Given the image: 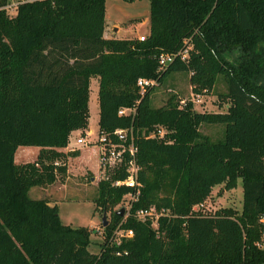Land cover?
Returning <instances> with one entry per match:
<instances>
[{
  "label": "trees",
  "instance_id": "trees-1",
  "mask_svg": "<svg viewBox=\"0 0 264 264\" xmlns=\"http://www.w3.org/2000/svg\"><path fill=\"white\" fill-rule=\"evenodd\" d=\"M104 1L23 0L10 11L0 0V264H264V0H148L142 40L103 37ZM183 50L185 60L156 72L159 53ZM172 72L188 74L201 96L220 79L225 110L197 111L174 94L154 106V86ZM138 77L156 83L140 94ZM91 80L97 130L131 127L140 183L123 218L115 206L133 191L113 185L126 177L123 164L97 181L93 209L109 220L96 252L88 227L60 223L55 203L28 195L63 181L77 152L57 149L87 127ZM121 107L134 110L117 115ZM209 124L222 125L220 139L199 131ZM156 128L162 134L147 137ZM18 146L38 147L35 159L15 164ZM237 179L238 212L192 210ZM149 206L168 211L155 227L134 216ZM116 229L132 235L115 242Z\"/></svg>",
  "mask_w": 264,
  "mask_h": 264
},
{
  "label": "rangeland",
  "instance_id": "rangeland-1",
  "mask_svg": "<svg viewBox=\"0 0 264 264\" xmlns=\"http://www.w3.org/2000/svg\"><path fill=\"white\" fill-rule=\"evenodd\" d=\"M145 19H148V0H105L104 1V22L105 29L103 37H115V38H133L138 36H145L147 31V25H145ZM113 21V22H112ZM118 24L115 30H111L112 23ZM134 26V27H133ZM133 27V28H132ZM135 33V35H132ZM235 54H231L230 58H235ZM188 74L183 72H172L166 77L164 83L155 85L151 92V100L154 106L163 105L166 102L167 97L170 94H174L176 98L183 100L189 99L191 95L190 85L188 83ZM95 81L91 80L89 86V101L88 111L90 113L88 128L92 130V134L88 137V140H92L97 132L96 126V112L97 103L94 102V93L97 89ZM213 92L202 95V102L199 105L193 104V109L197 111H224L227 104L221 103L217 100L215 94L224 90V84L220 81H216ZM199 131L205 134L210 140H217L222 137L223 127L221 124H209L199 126ZM74 131L70 133L68 147L66 151L74 149L75 140ZM93 143L86 144L85 146H79L78 150L85 147L82 150L79 161L82 162L85 167L81 169L75 162L70 163V173L66 178V164L67 158L64 160L65 175L63 181H59L57 178L52 184L45 187L34 186L28 193L31 198H42L53 201L57 207V213L60 223L70 226H84L90 230V244L88 250L96 252L98 250V244L101 241L102 225L100 219L104 215L106 222L109 220L108 212H101L98 209H93L92 197L95 194L96 183L101 177L108 175L112 169H105L103 171L98 170V162L96 156V148ZM25 146H18L13 154V162L19 163L20 156H24V162H30L35 159L37 154L33 150H24ZM35 148V147H31ZM56 163V161H55ZM222 185L213 186L209 195L203 201L204 207L210 210H216L217 208L230 207L236 212L241 209V184L237 179L236 186L230 190H224ZM124 200L115 206V208L123 205ZM119 209V208H118Z\"/></svg>",
  "mask_w": 264,
  "mask_h": 264
},
{
  "label": "built area",
  "instance_id": "built-area-1",
  "mask_svg": "<svg viewBox=\"0 0 264 264\" xmlns=\"http://www.w3.org/2000/svg\"><path fill=\"white\" fill-rule=\"evenodd\" d=\"M23 0H9V3L5 6L8 10L12 11L13 8ZM143 36H138L139 40H142ZM178 56L181 60L186 58V50L180 51L177 54L159 53L157 56V68L156 72L163 69L169 62L173 60L175 56ZM156 83L154 79L138 77L135 81V85L138 88L139 93L145 91L146 88L153 86ZM189 101L192 104L199 105L202 102V97L199 94H194L189 97ZM183 103V100L180 101ZM133 107H121L117 110V115H126L133 112ZM92 134L90 130H85L77 133L74 140V147L85 146L86 144L93 143L96 148V156L98 162V169L103 171L105 169H116L123 164L126 172V177L123 180H116L113 185H121L131 188L133 191L128 193L124 197L123 205V218L127 215L128 209L132 201L136 199L139 192L140 183L137 180V166L135 163L136 146L134 145V137L131 127L115 128L109 133L96 132V135L92 140H88V137ZM162 129L156 128L155 131L148 133L147 137L161 135ZM70 137V134H69ZM68 137V141H69ZM68 143V142H67ZM192 210L200 214H210L214 210H210L204 207V203H198L192 207ZM167 210L163 208H155L149 206L147 208H139L134 212V216L137 220L145 221L149 220L151 225L155 227L156 221L159 216L167 215ZM263 218H260L262 221ZM102 234V232H100ZM132 235L131 230H114V241L117 242L120 238L130 237ZM256 246L264 248V229L260 231L259 239L256 242Z\"/></svg>",
  "mask_w": 264,
  "mask_h": 264
},
{
  "label": "crops",
  "instance_id": "crops-1",
  "mask_svg": "<svg viewBox=\"0 0 264 264\" xmlns=\"http://www.w3.org/2000/svg\"><path fill=\"white\" fill-rule=\"evenodd\" d=\"M113 22V21H112ZM147 23H148V19H145V25H147ZM115 27H117V31H119L120 29H119V27H118V24H116L115 22L114 23H112V26H111V30L112 31H114L115 30ZM134 27V26H133ZM132 27V28H133ZM104 29H105V27H104ZM145 31H147L146 29H145ZM103 33H104V31H103ZM132 35H135V33H132ZM112 37V36H111ZM114 37V36H113ZM95 83V82H94ZM96 84V83H95ZM90 86V85H89ZM88 101H89V94H88ZM96 101V103H97V89H96V91H95V93H94V102ZM89 110V109H88ZM97 114H96V126H97V116H98V107H97V112H96ZM88 123H87V127L85 128V129H83L82 131H79V130H74V132H75V134H77L78 132H81V134L83 133V131H85V130H90L91 132H92V130L91 129H89L88 128V124H89V118H90V113H89V111H88ZM97 128V127H96ZM77 136V135H76ZM76 136H75V138H76ZM69 145H68V143H67V145L65 146V147H63V148H59V149H57V150H60V151H63V152H65V153H67V152H69V153H71V151H73V150H76V152H77V154L75 155V156H67L66 158H67V164H66V178L68 177L67 175H69V174H71L70 173V168L69 167H67L68 166V164H69V161H72V162H70V163H73L74 161L78 164V167H80L81 169H83V167H85V165L82 163V162H80L79 161V158H80V155H81V152H82V150H84V148L85 147H82V148H80L79 149V151H77L78 150V148L77 147H73L74 149H72L71 151H66L67 150V147H68ZM71 146H74V144L73 145H71ZM26 148H24V150L26 151V150H33V154H32V157L31 158H33L34 157V153L36 152V150L35 149H37V151H38V147H35V148H31V147H34V146H25ZM18 159L19 160H21L19 163H23V160H25V157L24 156H20V157H18ZM74 162V163H75ZM19 163H15V164H19ZM99 170V169H98ZM47 186H49V185H47ZM46 186V187H47ZM32 188V187H31ZM30 188V189H31ZM28 190V193L31 191V190ZM42 198H45V199H47V197L45 196V197H42ZM48 201H49V203L50 204H53L54 202L53 201H51V200H49V199H47Z\"/></svg>",
  "mask_w": 264,
  "mask_h": 264
},
{
  "label": "water",
  "instance_id": "water-1",
  "mask_svg": "<svg viewBox=\"0 0 264 264\" xmlns=\"http://www.w3.org/2000/svg\"><path fill=\"white\" fill-rule=\"evenodd\" d=\"M123 213V208L119 207L117 214L122 215ZM101 225L104 226L106 224V221L104 219V215H102L101 219H100Z\"/></svg>",
  "mask_w": 264,
  "mask_h": 264
}]
</instances>
